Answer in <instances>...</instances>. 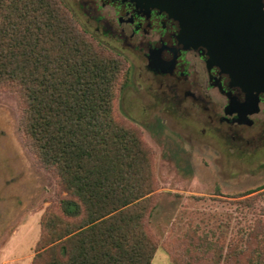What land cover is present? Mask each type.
Listing matches in <instances>:
<instances>
[{
	"label": "trees",
	"instance_id": "obj_1",
	"mask_svg": "<svg viewBox=\"0 0 264 264\" xmlns=\"http://www.w3.org/2000/svg\"><path fill=\"white\" fill-rule=\"evenodd\" d=\"M128 82L127 61L63 0H0V92L16 96L23 138L59 192L32 264L152 263L159 182L142 131L117 111ZM242 235L250 244L259 232ZM261 246L241 249L236 263L264 264Z\"/></svg>",
	"mask_w": 264,
	"mask_h": 264
},
{
	"label": "rangeland",
	"instance_id": "obj_2",
	"mask_svg": "<svg viewBox=\"0 0 264 264\" xmlns=\"http://www.w3.org/2000/svg\"><path fill=\"white\" fill-rule=\"evenodd\" d=\"M63 2L76 6V0ZM78 15L89 35L129 65V82L118 98L117 111L142 131L154 152L159 202L151 227L160 246L151 264H237L243 259L236 256L241 249L263 246L264 140L257 147H243L212 132L207 115L154 108L155 100L146 89L151 85L148 76H136L126 52L94 36L83 25L87 18ZM141 82L145 88L139 89ZM248 190L254 192L241 196ZM58 193L56 179L23 138L16 96L0 92V264H32L42 215ZM243 198L250 200L243 203ZM248 228L259 232L250 244L242 238ZM230 253L235 256L226 262Z\"/></svg>",
	"mask_w": 264,
	"mask_h": 264
},
{
	"label": "flooded vegetation",
	"instance_id": "obj_3",
	"mask_svg": "<svg viewBox=\"0 0 264 264\" xmlns=\"http://www.w3.org/2000/svg\"><path fill=\"white\" fill-rule=\"evenodd\" d=\"M66 4L77 18L81 19L79 12L87 18L83 25L94 36L126 52L135 64L136 76H148L151 85L146 89L155 100L154 108L169 113L183 109L207 115L212 132L243 147L262 144L264 92L259 94V111L250 113L253 101L247 98L244 89L232 85L228 73L209 65L214 63L208 62L207 49L187 48L180 41L179 21L166 12L138 7L129 0H76V6ZM259 56L260 61L247 62L248 55L243 54V64H264V53ZM137 86L145 88L142 82ZM214 92L218 98H214ZM228 92L235 99L233 106ZM241 103V113H228ZM162 123L166 120L162 119Z\"/></svg>",
	"mask_w": 264,
	"mask_h": 264
},
{
	"label": "water",
	"instance_id": "obj_4",
	"mask_svg": "<svg viewBox=\"0 0 264 264\" xmlns=\"http://www.w3.org/2000/svg\"><path fill=\"white\" fill-rule=\"evenodd\" d=\"M127 1V0H124ZM138 7L158 9L182 25L180 41L187 48L207 49L208 62L229 74L235 87L244 89L253 101L250 113L259 111V94L264 92V0H129ZM252 55V56H251ZM230 106L234 97L228 92ZM239 104L228 113L239 112Z\"/></svg>",
	"mask_w": 264,
	"mask_h": 264
}]
</instances>
